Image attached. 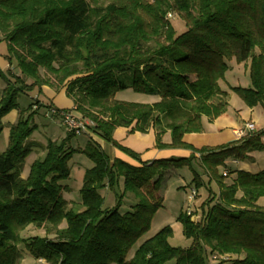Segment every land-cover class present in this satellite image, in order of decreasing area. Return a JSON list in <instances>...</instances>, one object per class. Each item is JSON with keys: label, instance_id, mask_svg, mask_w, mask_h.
<instances>
[{"label": "trees", "instance_id": "16d2710c", "mask_svg": "<svg viewBox=\"0 0 264 264\" xmlns=\"http://www.w3.org/2000/svg\"><path fill=\"white\" fill-rule=\"evenodd\" d=\"M171 13L184 22L183 33L167 18ZM0 32L8 59L17 60L20 72L1 93L0 121L17 107L18 91L27 81L45 85V67L61 76L68 91L79 90L82 104L74 98L75 108L90 123L89 131L126 155L139 159L113 134L132 125L143 134L154 130L158 149L192 152L187 158L135 167L110 161L89 141L82 153L92 167L84 172L75 209L63 197L62 182L69 179V163L78 150L49 142L44 156L23 176L33 148L27 141L36 127L22 115L9 130L7 149L0 152V264H18L22 243L31 257L47 264H220L224 255L232 264H264V207L257 203L264 197V171L251 174L228 167V162L264 151V129L217 147L197 149L183 141L184 135L203 131L204 118L213 122L226 112L228 94L219 82L229 60L249 63L251 80L250 86L231 90L246 106L260 105L264 111V0H0ZM149 41L154 46L144 49ZM125 90L157 100H116ZM167 132L169 144L162 140ZM193 162H199L219 192L209 191L193 170L196 196L203 186L208 193L194 210L196 220L187 210L178 217L190 247H172V230L164 227L127 260L162 207L169 176L177 169H192ZM121 179L117 205L103 208L102 191L115 192ZM238 192L243 193L240 198ZM128 193L136 203L133 211L121 213ZM29 226L55 237L20 238Z\"/></svg>", "mask_w": 264, "mask_h": 264}, {"label": "rangeland", "instance_id": "374dc122", "mask_svg": "<svg viewBox=\"0 0 264 264\" xmlns=\"http://www.w3.org/2000/svg\"><path fill=\"white\" fill-rule=\"evenodd\" d=\"M170 20L175 27L178 34L183 33L186 30L184 22L174 14L171 13ZM4 42V36L0 32V44ZM154 46L153 41H149L144 45V49H149ZM258 52V49H256ZM229 69L225 73V78L221 81V86L228 90L233 96V100L230 101L229 108L223 114L226 116L225 119H232L239 123L246 121L244 113L241 114L242 119L237 116V109L234 105V100H238L239 106H246L244 101L234 93L232 87H248L251 84L250 74H249V63L238 64L234 59L229 60ZM18 62L15 58L11 60L8 59V48L4 45L0 46V97L3 90L7 87L9 82H14L16 76H19ZM41 76L45 81V85L31 86L33 81L29 80L26 82L28 85L24 87L23 90H19V96L16 99L17 107L12 109L7 115H5L1 121L2 130L0 131V152H4L8 146L9 130L13 125H16L21 116L28 120L30 126H35L36 128L31 133L28 138L27 144L32 148V153L25 161V167L23 176L29 171L31 164L36 160L44 156L45 147L49 142H54L56 144L66 143L69 148H75L76 150H82L88 142L89 137L86 134L79 136H72L63 127L62 118L60 115H53L52 110L58 111H70L73 109V99L77 101V105L82 104L79 99L81 95L79 90L74 89V91H68L66 87L63 86L60 81L61 76L47 70L45 67L41 68ZM116 100L125 102H135L150 104L155 101L154 97L147 96L140 93H135L132 90L120 91L115 95ZM25 110V111H24ZM24 111V112H22ZM79 112V111H78ZM79 116H82L79 112ZM22 119V118H21ZM252 123L246 121L245 123ZM244 123V124H245ZM242 124L240 128L243 127ZM254 124V123H253ZM239 128V129H240ZM256 131L255 130L251 132ZM241 138H239L240 140ZM221 146V145H220ZM217 147V146H216ZM200 149V148H197ZM254 153V152H253ZM228 167L233 168L229 165ZM240 168L246 169L251 173H258L264 169V151H256L251 158L244 161H239ZM71 168V175L69 179L62 182L66 186L63 191V197L65 199H70L72 205L75 209L79 208L80 203V189L83 181V173L80 169H85L91 167V163L87 160H82L81 153H76L73 159L69 163ZM84 167V168H83ZM221 167L220 169H222ZM236 168V167H234ZM193 170L197 171L201 176V179L207 186L209 191L213 194H218V185L214 182L208 183V178L204 175L203 170L198 163L193 162L192 169L189 167H184L175 170L168 178L166 182V188L164 190V201L162 207H160L154 214L150 227L148 231L138 240V242L129 251L127 260L132 259L135 251L138 247L147 239L154 236L158 231L164 227H170L172 234L169 236V244L172 247H179L186 249L190 247L191 240L188 239L182 229L181 223L178 221V217L182 211L190 210L192 213V220H196L198 215H195L194 210L204 201L205 196H207L208 190L205 187H201L197 190V196H195L194 201L190 204L188 198L191 194V189L194 187L192 184L193 180ZM85 171V170H84ZM222 170L220 171V174ZM224 173V172H223ZM222 173V174H223ZM196 191V190H195ZM123 192V179L120 181L119 187L115 192L104 190L102 195L104 197L103 208H113L117 205L116 195H120ZM136 200L133 194L128 193L121 203L120 212L126 213L133 211L131 205L135 204ZM70 207V206H69ZM66 226L65 223L61 225V228ZM35 237L41 238H54V234H47L45 229H38L33 226L27 227L20 233V238L25 240H32ZM18 248L21 252L22 259L18 264H47L46 262L41 263L39 260H35L29 254L26 245L24 243L19 244ZM218 263L220 264H232L229 255H224L220 257ZM164 264H176L175 260H170ZM213 264V263H212Z\"/></svg>", "mask_w": 264, "mask_h": 264}, {"label": "crops", "instance_id": "0c3cea01", "mask_svg": "<svg viewBox=\"0 0 264 264\" xmlns=\"http://www.w3.org/2000/svg\"><path fill=\"white\" fill-rule=\"evenodd\" d=\"M6 46V42H1L0 46ZM219 82V86L223 92H227V102L228 107L230 105V101L233 100V96H231V93L224 89ZM157 98H155V101ZM74 101V99H73ZM153 101L152 103H154ZM234 105L237 109V116L241 118V114L244 113L245 117H247L246 121H250L255 124L256 131H260L264 129V111L260 105L255 107H248V106H239L238 100H234ZM73 109H75V103H73ZM76 114H79V112L76 110ZM226 116H223V114L218 117L215 121L209 122L206 118L203 119V131L201 133H189L184 135L183 141L189 145H192L195 148H202V147H216L220 145H224L227 143L235 142L239 140V137L236 134V131L240 128L242 124H244L246 121H242L243 123L234 121L232 119H225ZM134 125L131 127H119L115 130L113 134V139L122 147L127 148L138 155L139 159H133L132 157L126 155L118 148L114 147L112 144L100 139L99 136L93 134L92 132L86 133V135L89 137L87 144L89 141H93L97 145H99L101 151L108 157L110 161L114 160H120L123 161L126 164H129L131 166L139 167L141 166V163L144 162H151L153 160H159V159H168V158H187L191 156L192 152L187 149H158L155 147L156 144V137L154 130H150L148 133L143 134L138 131L133 130ZM163 143L169 144L171 143V136L170 132H167L163 136ZM86 144V145H87ZM85 145V147H86ZM85 149V148H84ZM78 150V153H81L82 160H88L87 157L82 153L84 150ZM254 153L251 154L254 155ZM89 161V160H88ZM90 162V161H89ZM91 163V162H90ZM239 162H231L229 165H231L234 170L239 171H250L246 169L240 168ZM92 167V163H91ZM236 167V168H234ZM84 168V167H83ZM90 168V167H89ZM85 169H80L82 173L84 174ZM222 170V173L225 172V168L219 169V171ZM264 169L261 171L263 172ZM258 172V173H261ZM221 173V174H222ZM258 173H251V174H258ZM82 186V185H81ZM243 195L242 192L237 193V197L240 198ZM205 198V197H203ZM70 201V199H67ZM258 205L264 207V197L260 198L258 200Z\"/></svg>", "mask_w": 264, "mask_h": 264}, {"label": "built area", "instance_id": "2783aa9c", "mask_svg": "<svg viewBox=\"0 0 264 264\" xmlns=\"http://www.w3.org/2000/svg\"><path fill=\"white\" fill-rule=\"evenodd\" d=\"M171 14L167 15V18H170ZM76 108L74 110L70 111H58L53 109L52 114L53 115H60L62 118V125L63 127L69 132L72 133L76 136L86 134L89 132V122L85 119H83L82 116H79L76 114ZM255 130V124L253 123H245L242 128L238 129L236 131V134L239 138H242L245 136L248 132L254 131ZM223 175L225 176L226 173L224 172ZM196 196V191L192 188L191 189V194L188 198L189 203L191 204ZM187 213L190 215L191 211L188 209ZM216 257L213 256V260H215ZM39 262L44 263L43 260H39Z\"/></svg>", "mask_w": 264, "mask_h": 264}]
</instances>
